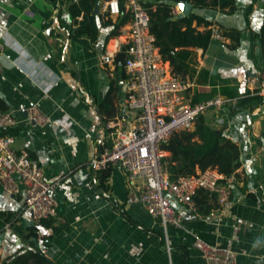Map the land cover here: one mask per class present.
Segmentation results:
<instances>
[{"label": "crops", "instance_id": "crops-1", "mask_svg": "<svg viewBox=\"0 0 264 264\" xmlns=\"http://www.w3.org/2000/svg\"><path fill=\"white\" fill-rule=\"evenodd\" d=\"M235 2L238 9L232 14L199 13L240 30V44L230 48L223 45H231L229 38L213 39L205 52L197 51L201 66L218 81L238 83L245 95L264 85V0ZM68 5L60 0H0V37L8 35L13 43L0 42V96L8 104L0 114L10 112L16 119L2 133L14 138L16 150H28L39 160L48 180H61L56 195L64 222L54 220V229L41 228L42 235L53 236L49 258L56 264H185L188 257L190 264H207L195 245L203 239L232 249L237 264H264V104L252 111L225 106L204 113L212 127L225 125L226 135L241 150L233 203L225 211L217 204L199 215L176 205L183 225L165 227L144 208L121 166L88 167L104 145H112L107 122L132 120L126 101L130 76L124 58L117 56L127 42L130 21L109 38L113 27L101 26L98 39L86 45L71 35L77 25ZM99 14L103 21L109 18ZM120 16L110 19L118 23ZM107 52L112 55L104 58ZM22 53L36 66L20 65ZM211 89L193 83L187 96L193 101L196 92ZM34 107L48 119L45 123L30 119ZM258 109L262 111L256 113ZM22 203V194H11L0 183V212L14 214L9 227L8 222L0 226L2 256L18 251L22 235L37 221L21 210Z\"/></svg>", "mask_w": 264, "mask_h": 264}, {"label": "built area", "instance_id": "built-area-1", "mask_svg": "<svg viewBox=\"0 0 264 264\" xmlns=\"http://www.w3.org/2000/svg\"><path fill=\"white\" fill-rule=\"evenodd\" d=\"M122 1L125 12L131 16L124 67L130 76L126 101L132 120L129 124L125 121L107 122V128L113 130L112 145H104L88 167L97 171L121 166L131 184L136 185L144 208L151 216L159 218L165 227L183 225L184 216L176 205L200 214L195 199L200 191L214 195L220 209L225 211L233 203L237 172L224 174L217 167H209L194 175L172 180L163 163L167 151L161 148V144L175 131L192 128L197 118L209 109L236 107L247 94L239 97L217 94L193 103L187 96L193 83L183 81L164 60L151 31L149 12L141 0H102L100 11L109 18L120 16ZM177 7L179 5L175 7V13ZM212 39H226L217 25L212 26ZM1 40L13 46L8 35L1 36ZM111 55L107 52L104 58ZM17 60L23 67L36 66L23 53ZM249 95L264 96V85ZM261 111L258 109L256 113ZM30 119L41 124L48 120L36 107L32 108ZM15 123L12 113L0 114V183L7 192L23 195L21 210L30 211L36 220L52 218L63 223L56 195L61 180H48L38 159L28 150L18 151L13 147L14 138L3 134L2 130ZM11 223L8 222L6 227ZM195 245L207 264H237L236 253L230 248L203 239L197 240Z\"/></svg>", "mask_w": 264, "mask_h": 264}, {"label": "trees", "instance_id": "trees-1", "mask_svg": "<svg viewBox=\"0 0 264 264\" xmlns=\"http://www.w3.org/2000/svg\"><path fill=\"white\" fill-rule=\"evenodd\" d=\"M101 1L60 0L61 4L68 2V10L77 25L71 33L75 40L89 45L90 42L98 39L101 26L113 27L108 35L109 38L118 34L119 27L130 21L131 16L125 12L124 1L121 2L122 13L118 23H114L110 18L103 21L102 15L95 13L96 6ZM255 1L253 0V3ZM141 2L149 12L151 31L155 35L156 45L164 60L170 63L173 72L185 82L212 86L209 92H196L193 103L213 98L217 94L225 97L242 96L238 83L233 84L230 79L218 81L217 75L201 66L197 51L203 49L205 52L209 48L213 41L212 26L215 25L219 26L222 35L232 42L231 45L223 42L225 47L235 48L240 44V30L223 26L199 13L200 10H218L232 14L238 9L235 0H141ZM181 2L191 3L193 9L188 16L179 18L174 9ZM251 8L252 6L247 9V14ZM125 47H122L117 55L118 58L125 57ZM246 94L247 96L239 101L238 106L252 111L264 104V96H250L249 91ZM7 109L6 100L0 96V110ZM225 129V125L219 128L212 127L207 123L204 114H201L192 128L175 131L166 142L161 144V148L167 151L163 163L170 178L177 180L209 167H217L224 174L237 172L241 166V150L239 145L226 135ZM195 199L199 213H210L217 206L215 196L206 191H200ZM211 201L216 204H212ZM13 216L12 212H0V217H4L0 226L5 225ZM42 227L54 229V219L42 218L30 225L21 237L22 245L18 251L7 256L0 255V264H56L46 253L53 244V236L42 235ZM162 244L161 241L160 245ZM185 264H190L188 257L185 259Z\"/></svg>", "mask_w": 264, "mask_h": 264}, {"label": "water", "instance_id": "water-1", "mask_svg": "<svg viewBox=\"0 0 264 264\" xmlns=\"http://www.w3.org/2000/svg\"><path fill=\"white\" fill-rule=\"evenodd\" d=\"M179 5H180V8H181V11L178 13V17L179 18L188 16L191 13L192 6H193L191 3H189V2H181ZM99 12H100V5L98 4L96 6L95 13L99 14Z\"/></svg>", "mask_w": 264, "mask_h": 264}, {"label": "rangeland", "instance_id": "rangeland-1", "mask_svg": "<svg viewBox=\"0 0 264 264\" xmlns=\"http://www.w3.org/2000/svg\"><path fill=\"white\" fill-rule=\"evenodd\" d=\"M209 110H218V108H211V109H209Z\"/></svg>", "mask_w": 264, "mask_h": 264}]
</instances>
